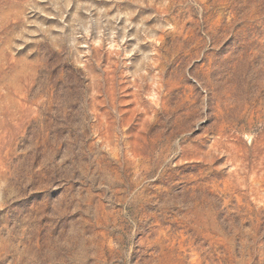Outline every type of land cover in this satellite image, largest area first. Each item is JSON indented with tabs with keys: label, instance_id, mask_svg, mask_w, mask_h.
Wrapping results in <instances>:
<instances>
[{
	"label": "rangeland",
	"instance_id": "rangeland-1",
	"mask_svg": "<svg viewBox=\"0 0 264 264\" xmlns=\"http://www.w3.org/2000/svg\"><path fill=\"white\" fill-rule=\"evenodd\" d=\"M0 264H264V0H0Z\"/></svg>",
	"mask_w": 264,
	"mask_h": 264
}]
</instances>
